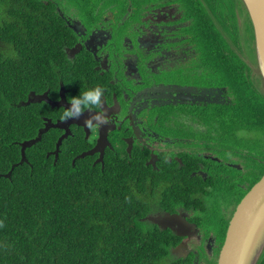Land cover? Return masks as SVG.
Listing matches in <instances>:
<instances>
[{"label": "flooded vegetation", "instance_id": "af4514ba", "mask_svg": "<svg viewBox=\"0 0 264 264\" xmlns=\"http://www.w3.org/2000/svg\"><path fill=\"white\" fill-rule=\"evenodd\" d=\"M198 1L210 20L204 0ZM190 2L196 0H0V48L5 26L34 36V29L55 24L50 40L73 62L68 75H76V83L63 84L68 75L60 68L55 72L58 89L30 94L68 104V98L99 86L111 117L110 124L93 130L84 126L86 112L68 126L70 137L82 138L71 163L91 150L82 159L92 168L138 163L144 170L140 185L151 203L144 218L169 214L183 223L174 226L176 234L151 222L173 236L170 253L178 252L172 255L179 264H217L229 221L253 186L246 177L264 167L258 149H232L222 129L221 117L238 102L228 83L227 52L236 53L254 86L261 76L246 15L243 20L235 10V22L215 23L218 41L213 43L227 51L215 56L210 43L196 37L194 12L186 8ZM245 27L246 46L238 38ZM251 45L252 60L245 55ZM34 103L57 112L64 108L45 100ZM45 119L52 122L43 117V125ZM53 151L47 156L55 158ZM247 188L239 198L236 190ZM255 264H264V246Z\"/></svg>", "mask_w": 264, "mask_h": 264}, {"label": "trees", "instance_id": "16d2710c", "mask_svg": "<svg viewBox=\"0 0 264 264\" xmlns=\"http://www.w3.org/2000/svg\"><path fill=\"white\" fill-rule=\"evenodd\" d=\"M204 2L210 10V20L204 9L199 8L198 0L187 3L186 8L191 7L194 12L196 37H204V45L210 43L213 55L227 52L221 44L213 43L218 41L215 23L225 26L227 22H235V10L246 15L253 40L252 26L241 0ZM54 31L55 24L34 29V36H29L28 30L15 33L12 25L3 29L0 264H179L170 253L173 236L144 218L151 203L146 201L144 185H140L144 170L138 163L109 162L103 170L90 167L82 158L72 164L82 139L76 135L62 141L54 163L53 156L47 155L55 149L61 131L49 129L39 142L25 149L27 162L19 164V144L36 137L43 127V117L54 122L61 112L45 104L24 105L32 91L39 93L45 87L58 89L55 72L64 68L68 75L73 66V62L63 56L61 47L51 42ZM227 56L228 83L235 87L238 102L237 107L228 109L221 117L222 129L226 130L229 145L237 140V131L251 135L249 139L240 140L242 149H258L262 160L263 80L260 77L258 87L254 86L236 53L228 51ZM75 76L63 78V84L72 87L76 83ZM145 174L144 181L149 175L146 171ZM263 174L261 165L258 172L246 177L248 187ZM248 190L236 191L241 198Z\"/></svg>", "mask_w": 264, "mask_h": 264}, {"label": "water", "instance_id": "95a60500", "mask_svg": "<svg viewBox=\"0 0 264 264\" xmlns=\"http://www.w3.org/2000/svg\"><path fill=\"white\" fill-rule=\"evenodd\" d=\"M241 1L246 8L253 28L256 57L260 75L263 80L262 90L264 94V0ZM41 100H45L52 107H68V104H65L63 98L61 99V102L53 104L44 97L38 98L36 96H32V94H29L24 105H28L32 102H40ZM85 117L88 118L89 115H86ZM78 123V119L68 120L66 122L57 121L56 123H52L51 120L45 119L43 128L38 130L37 136L34 139L23 141L19 144L21 152V160L19 164L22 162H27L25 157V149L39 142L41 140V136L51 128L64 130V133L58 137L55 143V150L53 151L55 163L62 141L70 135L68 126ZM93 153L94 150H91L88 153L79 155L77 158L80 159ZM146 220L157 225L160 229H166L169 227L174 233H178L177 229L174 227L175 225L176 227H181V225H183L182 221L178 220L175 215L169 214H164L162 217H146ZM263 246L264 175L250 188V190L244 195L237 205L236 210L229 221L224 243L218 255L217 264H255L263 249ZM171 254H178V252L172 251Z\"/></svg>", "mask_w": 264, "mask_h": 264}, {"label": "clouds", "instance_id": "9594fccd", "mask_svg": "<svg viewBox=\"0 0 264 264\" xmlns=\"http://www.w3.org/2000/svg\"><path fill=\"white\" fill-rule=\"evenodd\" d=\"M105 103V89L99 86L86 88L77 96L68 98V107L62 108L59 121L79 119L87 112L90 115L84 120V126L93 130L100 129L101 126L111 123V117L103 108Z\"/></svg>", "mask_w": 264, "mask_h": 264}, {"label": "rangeland", "instance_id": "374dc122", "mask_svg": "<svg viewBox=\"0 0 264 264\" xmlns=\"http://www.w3.org/2000/svg\"><path fill=\"white\" fill-rule=\"evenodd\" d=\"M241 15V18H243V20H244V14H240ZM241 20V19H240ZM245 29H246V27H245ZM237 31V30H236ZM238 32V31H237ZM248 31H247V29H246V31L245 32H243V34H241V35H239L238 36V38H239V40L242 42V44L244 45V46H246V36H245V34L244 33H247ZM239 33V32H238ZM253 53H254V49H253V45H251V47L250 48H245V55H246V57H248L250 60H252V58H253ZM258 137H260L261 136V134H259V135H257ZM251 136L247 133V132H245V131H237V140L236 141H234V142H232L231 144H230V147L232 148V149H234V150H236V151H239V150H242V145H241V143H240V140H242V139H249Z\"/></svg>", "mask_w": 264, "mask_h": 264}]
</instances>
